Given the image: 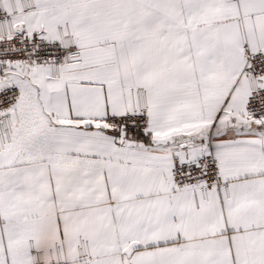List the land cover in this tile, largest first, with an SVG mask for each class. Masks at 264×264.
I'll return each instance as SVG.
<instances>
[{
  "label": "snow or ice",
  "instance_id": "6c2138e0",
  "mask_svg": "<svg viewBox=\"0 0 264 264\" xmlns=\"http://www.w3.org/2000/svg\"><path fill=\"white\" fill-rule=\"evenodd\" d=\"M0 264H264V0H0Z\"/></svg>",
  "mask_w": 264,
  "mask_h": 264
}]
</instances>
